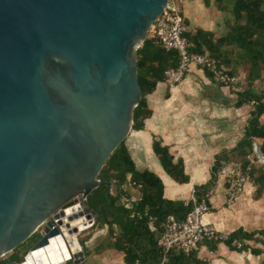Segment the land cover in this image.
Instances as JSON below:
<instances>
[{
    "label": "water",
    "instance_id": "water-1",
    "mask_svg": "<svg viewBox=\"0 0 264 264\" xmlns=\"http://www.w3.org/2000/svg\"><path fill=\"white\" fill-rule=\"evenodd\" d=\"M168 0H0V259L63 237L60 210L87 197L126 140L142 93L136 51ZM83 232V231H82ZM77 232L76 241L83 251ZM18 261L4 258L32 236ZM84 260V259H83ZM83 262V261H81ZM80 262V263H81Z\"/></svg>",
    "mask_w": 264,
    "mask_h": 264
},
{
    "label": "crops",
    "instance_id": "crops-1",
    "mask_svg": "<svg viewBox=\"0 0 264 264\" xmlns=\"http://www.w3.org/2000/svg\"><path fill=\"white\" fill-rule=\"evenodd\" d=\"M221 1L182 0L181 9L189 33L194 34L197 30L209 32L213 34V41L224 36L231 13ZM237 94L217 84L207 71L191 66L183 80L173 89H169L164 82L158 83L145 96L151 115L144 120L142 129H131L125 146L137 171H150L161 179L165 199L184 203L193 201L195 189L210 182L217 157L226 165L234 162L242 165L241 161L234 160L240 158L235 154V148L243 139L254 108L250 106L249 110L245 105L237 107ZM259 120L264 124V115ZM153 142L166 147L174 163H182L187 183L179 184L164 172L153 152ZM261 144L262 140L252 141L247 156L250 163L247 167L248 179L238 198L228 203V186L224 179H216L209 188L211 194H208L209 191L206 194L209 211L202 216L201 221L212 226L219 234L228 236L237 230L246 233L264 230V194L258 199L254 197L256 185L253 177L248 175L252 165L264 172V159L257 160L253 155L254 147H259L261 151ZM125 186L130 184L127 182ZM124 187L123 191L127 194ZM118 193L113 189L111 196ZM124 197L119 198L116 206L130 208ZM95 226L92 227L96 228L94 232L90 228L78 235L79 240L84 238L81 244L84 260L80 264H126L123 253L112 245L106 247L108 227ZM114 228L119 231L116 226ZM255 238L263 239L258 235ZM110 239L114 241L111 236ZM244 245L247 249L232 250L224 243H218L212 249L204 242L198 246L194 256L203 264H264L262 242L255 239L244 241Z\"/></svg>",
    "mask_w": 264,
    "mask_h": 264
},
{
    "label": "trees",
    "instance_id": "trees-1",
    "mask_svg": "<svg viewBox=\"0 0 264 264\" xmlns=\"http://www.w3.org/2000/svg\"><path fill=\"white\" fill-rule=\"evenodd\" d=\"M229 8L232 17L226 24L224 36L213 41L212 33L197 30L194 34L186 33L185 37L194 45L192 51L195 53L208 51L230 76L245 74L242 90L237 94L236 102V106L241 107L261 97L255 93L253 84L255 81L264 80V0H230ZM136 56L137 76L142 96L133 111L132 130L142 129L144 120L151 115L145 96L150 94L158 83H163L164 72L175 67L177 63L176 54L162 49L158 38L150 33L142 46L137 49ZM263 115L264 108L259 106L253 109L243 139L235 148V154L241 158L244 169L250 165L247 156L250 154L254 139L262 140L261 151L264 155V124H261L259 120ZM152 147L164 172L179 184L187 183L188 178L184 174L182 163H174L168 149L159 142H153ZM224 165L226 163L217 157L212 167L210 182L195 189L196 202L170 201L163 197L164 186L156 174L135 169L123 141L110 155L101 170L106 181L116 182L119 189L118 195H109L108 208L103 209L107 201L105 196L107 187L100 185L87 197V205L89 210L97 216V222L101 226L108 227L111 237L114 238L112 247L123 253L126 264H203L195 258L194 253L185 255L180 250L173 249L164 254L157 246V238L167 216L173 215L182 220L192 211L197 202L206 197L209 188L216 180V173ZM248 175L250 178L253 177L256 185L254 197L258 199L264 194V172L258 166L252 165ZM128 176L129 181H127ZM127 182L138 191L140 199L135 205H130V208L116 206L121 196H125L124 199L127 201L132 196L123 191ZM132 213L138 216L132 218ZM149 217L156 219L157 233L149 232L147 227ZM114 226L119 231L114 232ZM154 234L157 236L156 239ZM256 235L264 239V230L257 233L237 230L228 235L224 241L207 242V244L212 249L218 243H224L232 250H244L247 249L244 241L258 239L264 247V240L255 238ZM35 237L37 236L34 235L28 240L30 244L36 243ZM28 241L26 243H29ZM237 243H241V247L238 248ZM17 256L13 253L10 260ZM164 258L165 261H163Z\"/></svg>",
    "mask_w": 264,
    "mask_h": 264
},
{
    "label": "built area",
    "instance_id": "built-area-1",
    "mask_svg": "<svg viewBox=\"0 0 264 264\" xmlns=\"http://www.w3.org/2000/svg\"><path fill=\"white\" fill-rule=\"evenodd\" d=\"M181 2L182 0H168L166 8L151 28L162 49L166 52H174L177 57L176 66L164 72L163 82L169 89H173L183 80L189 68L194 66L207 71L217 84L236 93L241 92L245 79L244 73L230 76L208 51L204 50L201 53L192 51L194 45L185 37L189 28L182 13ZM249 106L264 108V95L259 99L251 100ZM253 155L257 160L264 159L259 147H254ZM216 179H224L227 183V201L231 204L243 192L248 179L247 168L244 169L237 162L225 165L216 173ZM208 194H211V191ZM139 199V195L131 196L128 203L131 206L135 205ZM193 202H196L194 198ZM208 211L207 201L203 198L184 219L179 220L173 215L167 216L158 235L157 246L164 254L177 249L185 255H190L201 243L226 240L227 236L217 233L212 226L202 223L201 218ZM134 216L138 215L132 213L131 217ZM155 224L156 219L149 217L147 227L150 233H157ZM237 247H241V243H237Z\"/></svg>",
    "mask_w": 264,
    "mask_h": 264
},
{
    "label": "bare ground",
    "instance_id": "bare-ground-1",
    "mask_svg": "<svg viewBox=\"0 0 264 264\" xmlns=\"http://www.w3.org/2000/svg\"><path fill=\"white\" fill-rule=\"evenodd\" d=\"M74 210V208L60 210L55 221L64 227V235L70 243L75 262L80 264L83 258L80 255V245L76 241V234L87 230L92 220L89 216L80 215ZM69 259L72 260V255L64 238L55 237L49 240L47 246L30 251L25 261L19 264H65Z\"/></svg>",
    "mask_w": 264,
    "mask_h": 264
},
{
    "label": "rangeland",
    "instance_id": "rangeland-1",
    "mask_svg": "<svg viewBox=\"0 0 264 264\" xmlns=\"http://www.w3.org/2000/svg\"><path fill=\"white\" fill-rule=\"evenodd\" d=\"M222 4L224 5V6H226V7H228V12H230L231 13V11H230V8H229V6H230V0H223L222 1ZM232 17V16H231ZM150 34H153V29H151L150 30V32H149ZM147 37H148V34H147ZM253 88H254V91H255V93L257 94V95H260V96H262V95H264V80H259V81H255L254 82V84H253ZM245 106H247L248 107V109L250 110V106H249V104H247V105H245ZM238 160V161H242L241 160V158H235L234 160ZM125 188V190H126V193L127 194H132L133 196H137V193H138V191L137 190H135V189H133L131 186H125L124 187ZM139 195V194H138ZM94 215V214H93ZM95 216V215H94ZM101 225H100V223H98V222H96V226L95 227H100ZM96 230V228H92V231L94 232ZM113 230H114V232H117V231H115V228L113 227ZM36 236V235H35ZM110 236H111V234H110V231H109V229H108V234H106V239H107V243H106V247H108V246H111L113 243H114V241H112L111 239H110ZM37 240H38V237H35V241L37 242ZM81 242V244H83V242H84V238H82L81 240H80ZM29 242V241H28ZM35 244V243H34ZM33 244V245H34ZM32 245V243L30 244V242L29 243H26L24 246H22V247H20L19 249H17L16 251H14L13 253L15 254V255H20V254H22L23 252H25V251H29V249L33 246ZM13 253H9V254H7L4 258H7V259H10L11 258V256H12V254ZM12 260V259H11ZM12 261H18V256L17 257H15ZM3 262V260L2 259H0V263H2ZM69 264V263H68Z\"/></svg>",
    "mask_w": 264,
    "mask_h": 264
},
{
    "label": "flooded vegetation",
    "instance_id": "flooded-vegetation-1",
    "mask_svg": "<svg viewBox=\"0 0 264 264\" xmlns=\"http://www.w3.org/2000/svg\"><path fill=\"white\" fill-rule=\"evenodd\" d=\"M110 181V180H109ZM108 182V181H107ZM111 192H112V190H111ZM111 195V194H110ZM108 208V207H107Z\"/></svg>",
    "mask_w": 264,
    "mask_h": 264
}]
</instances>
